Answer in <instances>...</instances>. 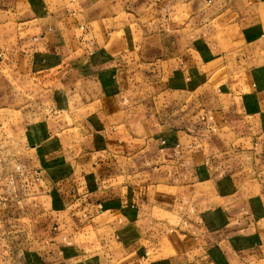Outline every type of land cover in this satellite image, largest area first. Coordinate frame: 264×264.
<instances>
[{
	"label": "crops",
	"instance_id": "0c3cea01",
	"mask_svg": "<svg viewBox=\"0 0 264 264\" xmlns=\"http://www.w3.org/2000/svg\"><path fill=\"white\" fill-rule=\"evenodd\" d=\"M1 110L0 261L264 264V0H0Z\"/></svg>",
	"mask_w": 264,
	"mask_h": 264
},
{
	"label": "rangeland",
	"instance_id": "374dc122",
	"mask_svg": "<svg viewBox=\"0 0 264 264\" xmlns=\"http://www.w3.org/2000/svg\"><path fill=\"white\" fill-rule=\"evenodd\" d=\"M5 111H6V110H1V111H0V121H1V122H4V118H3V116H4V114H5ZM37 111H41V112H38V113H37V115L39 116V117H38L39 119H49V118H48V115L51 116V113H52V112H50L51 109L41 110L40 108H38ZM18 114H20V112H19ZM15 115H17V114H14V115L12 114L10 117L15 116ZM122 115H123V116L126 115L124 110L122 111ZM10 117H9V118H10ZM147 132H148V131H147ZM8 144H9V143H8L7 141L3 140V139L1 138V136H0V149L2 148V146H8ZM20 147H21V146H20ZM5 148H6V147H5ZM25 148H26V147L22 146V149H23L24 151L27 150V149H25ZM28 151H30V150H28ZM31 152H35V151L32 150ZM0 264H8V263H7V262L0 261Z\"/></svg>",
	"mask_w": 264,
	"mask_h": 264
}]
</instances>
